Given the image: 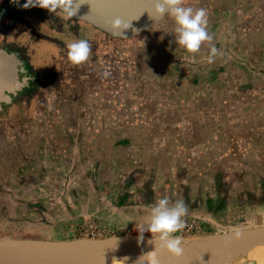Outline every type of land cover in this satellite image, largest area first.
Segmentation results:
<instances>
[{
    "label": "crops",
    "instance_id": "0c3cea01",
    "mask_svg": "<svg viewBox=\"0 0 264 264\" xmlns=\"http://www.w3.org/2000/svg\"><path fill=\"white\" fill-rule=\"evenodd\" d=\"M185 4L207 10L214 62L208 43L195 54L176 44L166 16L69 63L68 90L0 135V223L84 214L104 236L138 235L168 197L210 234L264 225V0Z\"/></svg>",
    "mask_w": 264,
    "mask_h": 264
},
{
    "label": "water",
    "instance_id": "95a60500",
    "mask_svg": "<svg viewBox=\"0 0 264 264\" xmlns=\"http://www.w3.org/2000/svg\"><path fill=\"white\" fill-rule=\"evenodd\" d=\"M149 7L150 0H85L79 10L92 21L100 22L109 39H123L148 31L166 17L153 20L147 11ZM113 17L130 20L127 36L113 34L108 26ZM16 55L15 52L0 49V109L16 91H21L23 79H19V73L22 67ZM39 78L41 83L47 80L44 76ZM180 237L183 255L173 258L166 251H158L159 264H212L210 259L213 257L222 258L236 250L264 246V225ZM150 240L151 236L138 240V235L62 240L0 238V264H113L116 260L127 258L136 262L143 254V247L154 248Z\"/></svg>",
    "mask_w": 264,
    "mask_h": 264
},
{
    "label": "flooded vegetation",
    "instance_id": "af4514ba",
    "mask_svg": "<svg viewBox=\"0 0 264 264\" xmlns=\"http://www.w3.org/2000/svg\"><path fill=\"white\" fill-rule=\"evenodd\" d=\"M91 19L80 10L76 17L65 20L60 12L49 13L39 7L24 10L12 5L10 0H0V49L17 54L22 67L19 79H23L21 91H16L10 101L1 106L0 135L18 118L29 119L30 113L36 112L43 102H50L52 96L60 97L68 90L61 81L71 64L68 43L88 39L92 44L91 57L96 58L103 53V43L141 35L109 39L101 23ZM40 76L47 80L41 83Z\"/></svg>",
    "mask_w": 264,
    "mask_h": 264
},
{
    "label": "clouds",
    "instance_id": "9594fccd",
    "mask_svg": "<svg viewBox=\"0 0 264 264\" xmlns=\"http://www.w3.org/2000/svg\"><path fill=\"white\" fill-rule=\"evenodd\" d=\"M85 0H10V3L20 9L39 7L49 13L60 12L63 19L70 20L78 15L79 7ZM150 17L162 20L165 16L170 17L174 27L169 32L174 34L175 43L184 48L188 53L195 54L205 43L210 44L208 63H213L219 55V50L212 44L213 35L208 31V13L204 8H197L185 4V0H150L147 9ZM108 26L113 34L125 37L130 29V20L113 17L108 21ZM68 59L73 65L79 66L87 62L92 54V44L88 39H80L67 45ZM111 75L110 70L102 72L107 78ZM149 217L145 223L136 229L138 240L144 239V233H151L149 243L154 245L152 251L143 253L135 264H157V260L150 252L166 251L171 257L179 258L183 255L182 238L175 235L187 227L185 217L188 214L187 205L183 200L171 202L168 197L160 198L151 205Z\"/></svg>",
    "mask_w": 264,
    "mask_h": 264
},
{
    "label": "rangeland",
    "instance_id": "374dc122",
    "mask_svg": "<svg viewBox=\"0 0 264 264\" xmlns=\"http://www.w3.org/2000/svg\"><path fill=\"white\" fill-rule=\"evenodd\" d=\"M25 209L26 208H22V207L19 208V210L23 214L26 215L27 210H25ZM81 216H82L81 221L80 220L79 221H75V220L73 221V220L69 219L70 221L67 222L68 219H66L65 215H63V214L59 215V213H58V214H55V220H53L52 222H48V223L46 222V223H43V224L38 225V226H31L30 223L26 222V221L0 223V236L2 237L3 235H8V234L24 235V236H26V235H33V236L39 235V236H43V237L48 236V237H51L53 239L56 238V239L62 240V239H72V238L82 237L83 236L82 234L84 231L83 229L86 227L87 224H92L96 227H100V226H98L100 223L95 222L91 217H87V215L84 216V214ZM27 217H29V216L27 215ZM52 217H53V215H52ZM186 217H190V216H186ZM63 219H64V221H63ZM197 220L200 223L201 231H203V233H206L204 231L209 229V227L207 226L206 220H204V219H202V221L199 219H197ZM233 220H236V219L233 218L231 220V222ZM249 220L252 221V218H249ZM245 223H247V222H245ZM245 223H243V222L238 223V225H240V224L245 225ZM218 224H220V223H218ZM232 225H237V224H232ZM223 229H229V228H223ZM106 232H107V230H106ZM117 233H120V232L117 231ZM248 259L241 261L238 264H257L256 261L248 260ZM231 260H235V259H231ZM236 261H238V260H236Z\"/></svg>",
    "mask_w": 264,
    "mask_h": 264
},
{
    "label": "bare ground",
    "instance_id": "6f19581e",
    "mask_svg": "<svg viewBox=\"0 0 264 264\" xmlns=\"http://www.w3.org/2000/svg\"><path fill=\"white\" fill-rule=\"evenodd\" d=\"M152 250L153 249L148 246L143 247V253ZM150 255H152L157 260V264L160 263L157 252H150ZM231 259H235V260H231ZM246 259L254 260L257 262V264H264V246H260V247L257 246L248 250H236L234 252H231L230 254L223 256L222 258L213 257L210 259V262L212 264H238L239 262L244 261ZM113 264H135V261L127 258L123 260H116L113 262Z\"/></svg>",
    "mask_w": 264,
    "mask_h": 264
},
{
    "label": "built area",
    "instance_id": "2783aa9c",
    "mask_svg": "<svg viewBox=\"0 0 264 264\" xmlns=\"http://www.w3.org/2000/svg\"><path fill=\"white\" fill-rule=\"evenodd\" d=\"M187 221V227L182 231L176 233L179 236L191 235V234H202L200 223L196 218L193 217H185ZM83 236L87 238H101L105 234H107L106 229L103 227H96L92 224H87L83 229Z\"/></svg>",
    "mask_w": 264,
    "mask_h": 264
},
{
    "label": "trees",
    "instance_id": "16d2710c",
    "mask_svg": "<svg viewBox=\"0 0 264 264\" xmlns=\"http://www.w3.org/2000/svg\"><path fill=\"white\" fill-rule=\"evenodd\" d=\"M204 232H206V233L209 232V229L205 230Z\"/></svg>",
    "mask_w": 264,
    "mask_h": 264
}]
</instances>
